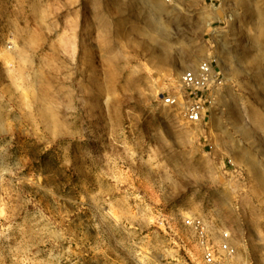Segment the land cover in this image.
Segmentation results:
<instances>
[{"label":"rangeland","instance_id":"rangeland-1","mask_svg":"<svg viewBox=\"0 0 264 264\" xmlns=\"http://www.w3.org/2000/svg\"><path fill=\"white\" fill-rule=\"evenodd\" d=\"M209 58L188 123L163 100ZM263 129L264 0H0V264L198 263L192 214L264 264Z\"/></svg>","mask_w":264,"mask_h":264},{"label":"built area","instance_id":"built-area-1","mask_svg":"<svg viewBox=\"0 0 264 264\" xmlns=\"http://www.w3.org/2000/svg\"><path fill=\"white\" fill-rule=\"evenodd\" d=\"M224 80L217 58L205 59L182 74L180 89L169 91L163 104L181 106L186 122L199 123L214 111ZM182 228L197 250L198 263L191 264H241L237 237L232 230L196 214L185 217Z\"/></svg>","mask_w":264,"mask_h":264},{"label":"crops","instance_id":"crops-1","mask_svg":"<svg viewBox=\"0 0 264 264\" xmlns=\"http://www.w3.org/2000/svg\"><path fill=\"white\" fill-rule=\"evenodd\" d=\"M250 135H251V133H250ZM254 137L255 138H257L258 140H261L262 142H263V145H264V129H263V131H260V130H256L255 132H254ZM250 138V137H249ZM259 178H261V176H258V179ZM261 179H263L262 181V185H263V191H264V175H263V177L261 178ZM253 184H254V186H255V189H257V188H259V184H258V181H254L253 182ZM261 190V189H260ZM255 192L257 191V190H254ZM254 192V193H255ZM256 194V193H255ZM258 194H259V191H258ZM263 195H264V192H263Z\"/></svg>","mask_w":264,"mask_h":264}]
</instances>
